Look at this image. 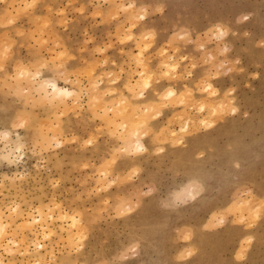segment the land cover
<instances>
[{
	"label": "rangeland",
	"instance_id": "374dc122",
	"mask_svg": "<svg viewBox=\"0 0 264 264\" xmlns=\"http://www.w3.org/2000/svg\"><path fill=\"white\" fill-rule=\"evenodd\" d=\"M0 264H264V0H0Z\"/></svg>",
	"mask_w": 264,
	"mask_h": 264
},
{
	"label": "bare ground",
	"instance_id": "6f19581e",
	"mask_svg": "<svg viewBox=\"0 0 264 264\" xmlns=\"http://www.w3.org/2000/svg\"><path fill=\"white\" fill-rule=\"evenodd\" d=\"M52 93L55 94L57 97L68 96L70 94L69 91L63 89L62 87H59L57 84H52Z\"/></svg>",
	"mask_w": 264,
	"mask_h": 264
}]
</instances>
